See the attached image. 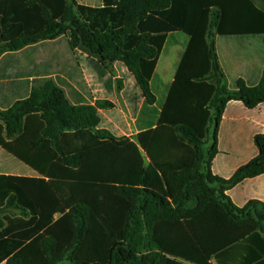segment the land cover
<instances>
[{"label": "trees", "instance_id": "obj_1", "mask_svg": "<svg viewBox=\"0 0 264 264\" xmlns=\"http://www.w3.org/2000/svg\"><path fill=\"white\" fill-rule=\"evenodd\" d=\"M173 31L190 41L134 138L100 127L112 101L73 104L53 79L0 107V264H223L264 234L256 187L240 189L264 175V128L225 117L264 107V72L230 89L216 45L264 34V0H0V55L67 35L113 75L124 62L150 105Z\"/></svg>", "mask_w": 264, "mask_h": 264}, {"label": "crops", "instance_id": "obj_2", "mask_svg": "<svg viewBox=\"0 0 264 264\" xmlns=\"http://www.w3.org/2000/svg\"><path fill=\"white\" fill-rule=\"evenodd\" d=\"M61 37L43 40L21 50L8 51L0 55L2 109L9 108L15 101L28 97L33 88L43 85L48 79H53L64 89L67 98L73 104H95L102 99L112 101L114 108L99 109L100 127L109 129L117 136L134 138L138 133L157 125L172 81L190 41L188 34L182 31L168 34L151 81L153 87L158 76V84L164 90V98L151 116L147 111H152V107L148 105L154 106L157 102L154 105L146 102L135 75L124 62L114 63L113 75L101 65L98 56L86 48L81 46L73 49L67 35L62 49L49 52L41 49L44 45L57 44ZM216 45L231 89H237L239 78H243L249 86H255L260 82L264 72V34L217 35ZM24 53L29 54L30 59L15 58L24 57ZM88 69L91 72H88ZM118 79L123 81L122 90L118 89ZM130 85L132 93L129 92ZM109 89L113 92L116 90V98H109ZM232 106L230 113L225 115L226 118L241 121L245 128L251 122L264 128V107L250 110L241 103ZM247 182L248 180L240 185L243 192L246 193L247 188L253 186L258 192V196L254 198H264L262 187L264 184L247 185ZM225 256L223 264H264V234L248 236L231 247ZM210 264H219L215 256H212Z\"/></svg>", "mask_w": 264, "mask_h": 264}, {"label": "rangeland", "instance_id": "obj_3", "mask_svg": "<svg viewBox=\"0 0 264 264\" xmlns=\"http://www.w3.org/2000/svg\"><path fill=\"white\" fill-rule=\"evenodd\" d=\"M66 39H67V37H66V35H62V37H61V39H60V41H58V43L57 44H50V45H44L41 49L44 51V52H49V50H55V49H62V45L64 44V43H66ZM36 49V48H35ZM30 51H32V50H30ZM29 52V51H28ZM27 52V53H28ZM27 53H24L23 55H24V57L23 56H15V58H17V59H19V60H26V59H30V57L28 56L29 54H27ZM20 57V58H19ZM23 58H25V59H23ZM91 70H93V69H91ZM88 72H91L90 71V69H88ZM93 72H94V70H93ZM89 74V73H88ZM92 74V73H91ZM157 80H155V82H154V84H153V87H152V89H153V92L156 94V96H157V103L158 102H160V104L162 103V101H163V98H164V90H163V88L161 87L160 88V86H159V84H158V76H157V78H156ZM229 88H230V86H229ZM231 89V88H230ZM115 90V89H114ZM108 92H109V98H116L115 97V92H116V90L113 92V91H111L110 89L108 90ZM129 92L130 93H132V86L130 85V89H129ZM156 103V104H157ZM148 107H152V111H150V112H148L147 111V113H150V116L152 115V114H154V112H155V110L156 109H158V108H156L155 107V105L154 106H149L148 105ZM152 113V114H151ZM263 114H264V112H263ZM210 143H211V139H210ZM254 185V184H258V185H262V184H264V175H261V176H259V177H257V178H255V179H251V180H248V182H247V185ZM233 192H234V190H232V191H228L227 193H228V195L231 197L232 196V194H233ZM232 198V197H231ZM256 199H258V200H260V201H262L263 203H264V198H262V199H259V198H256ZM62 264H69V263H62Z\"/></svg>", "mask_w": 264, "mask_h": 264}]
</instances>
